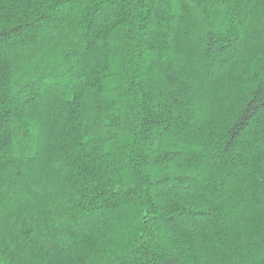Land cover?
<instances>
[{
	"label": "trees",
	"instance_id": "obj_1",
	"mask_svg": "<svg viewBox=\"0 0 264 264\" xmlns=\"http://www.w3.org/2000/svg\"><path fill=\"white\" fill-rule=\"evenodd\" d=\"M0 264H264V0H0Z\"/></svg>",
	"mask_w": 264,
	"mask_h": 264
}]
</instances>
